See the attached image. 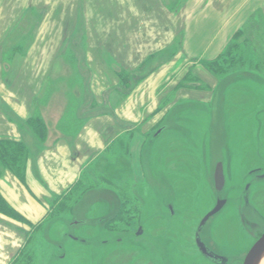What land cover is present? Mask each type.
<instances>
[{
	"label": "rangeland",
	"instance_id": "rangeland-1",
	"mask_svg": "<svg viewBox=\"0 0 264 264\" xmlns=\"http://www.w3.org/2000/svg\"><path fill=\"white\" fill-rule=\"evenodd\" d=\"M38 20L28 13L4 43L3 79L13 77ZM240 30L210 89L190 73L177 89L203 91L177 101L170 90L161 94L159 122L120 135L115 127L104 131L106 151L84 166L77 192L57 199L55 210L32 228L28 258L16 264H212L198 252L196 237L224 264H242L264 233V178H258L264 175V14H252ZM82 43L78 31L30 100L27 154L28 147L33 153L60 138L70 141L84 120L112 110L92 103ZM151 66L127 76L128 87ZM124 92L121 85L111 101ZM217 163L224 176L220 192L213 185ZM216 199L225 200V209L200 230ZM44 202L48 210L52 198Z\"/></svg>",
	"mask_w": 264,
	"mask_h": 264
},
{
	"label": "crops",
	"instance_id": "crops-1",
	"mask_svg": "<svg viewBox=\"0 0 264 264\" xmlns=\"http://www.w3.org/2000/svg\"><path fill=\"white\" fill-rule=\"evenodd\" d=\"M258 12L264 14V0H176L171 5L166 0H0V59L4 43L24 17L39 15L11 80L3 79L0 61V142L32 141L26 127L30 100L78 31L92 103L112 109L84 120L70 141L60 138L33 153L28 147L23 182L10 172L2 174L0 197L21 221L0 213V264H9L30 226L48 217L44 199L65 194L80 180L84 166L106 151L104 131L115 127L120 135L127 127L155 124L161 94L169 90L177 94L176 101L187 99L184 93H201L195 86L177 89L190 73L202 82L204 78L209 89L214 86L203 63L222 55L233 35ZM150 63L147 77L111 101L120 90L119 74L132 75Z\"/></svg>",
	"mask_w": 264,
	"mask_h": 264
},
{
	"label": "trees",
	"instance_id": "trees-1",
	"mask_svg": "<svg viewBox=\"0 0 264 264\" xmlns=\"http://www.w3.org/2000/svg\"><path fill=\"white\" fill-rule=\"evenodd\" d=\"M242 33V30L238 31L237 33H235L233 35V37L231 38L230 42L228 43L226 50L224 51V53L222 55H220L217 59L208 62L206 64H204V68L210 73L212 74V76L214 78L217 79L218 75L217 71H221V66L219 65V60L222 59L225 55H227L229 52L227 51L229 47H232V43L233 41ZM129 76V75H123V74H119L118 75V79H119V83L120 85H122L123 87L126 88V91H128L130 89V87H128V83H126L125 78ZM188 76L184 77L183 79L185 80ZM141 80V78L139 77H135L134 78V83H138ZM183 82V81H182ZM181 82V83H182ZM181 83L179 85H181ZM127 93V92H126ZM126 93H123L124 96L126 95ZM27 159H28V154L26 149H24V146L21 143H14V142H0V177L2 176V174L4 172H10L12 173L20 182L24 181V177H25V169H26V164H27ZM81 185V181H77L65 194H63L62 196L54 199L51 202V205L49 207V214L48 216L52 213L53 210H55L54 203L56 202L57 199H62V197L64 196H70V193L72 191L77 192L78 188H80ZM68 199V198H67ZM58 205V204H57ZM62 205H65L64 201H62ZM0 213L2 215H6V216H11L13 217L15 220L17 221H21V218L18 216V214H16L4 201L3 199L0 197ZM41 226L40 224L34 225V226H30V230L28 231V233L26 234V239L24 242V245L22 247V249L11 259L9 264H16L18 259L21 257L24 260H27L28 255L26 252V247L28 246V243L30 242V240L32 239V234L31 230L32 228L35 227V229H38ZM22 259L20 260V262L18 264H22Z\"/></svg>",
	"mask_w": 264,
	"mask_h": 264
},
{
	"label": "water",
	"instance_id": "water-1",
	"mask_svg": "<svg viewBox=\"0 0 264 264\" xmlns=\"http://www.w3.org/2000/svg\"><path fill=\"white\" fill-rule=\"evenodd\" d=\"M261 178H264V175L261 176ZM213 183H214V189L217 192H220L224 186V176H223V168L220 163H218L214 169L213 172ZM225 205L224 200H218L215 203V206L202 218L200 221L199 229L203 227V225L215 214H217ZM141 232L140 230L137 231V235H139ZM196 246L198 248V251L206 258L210 260H216L211 255L207 253V251L204 248V245L200 242L199 239H196L195 241ZM264 253V233L257 239V241L252 245L250 250L247 252L242 264H255V261L258 257H260Z\"/></svg>",
	"mask_w": 264,
	"mask_h": 264
},
{
	"label": "flooded vegetation",
	"instance_id": "flooded-vegetation-1",
	"mask_svg": "<svg viewBox=\"0 0 264 264\" xmlns=\"http://www.w3.org/2000/svg\"><path fill=\"white\" fill-rule=\"evenodd\" d=\"M218 164V163H217ZM216 164V165H217ZM216 165H215V167H216ZM215 169V168H214ZM257 169H255V170H253V172L254 171H256ZM255 173V172H254ZM263 176V175H262ZM258 178L259 179H262L261 178V176H258ZM214 185V184H213ZM249 187H247V189H248ZM216 191V190H215ZM217 192V191H216ZM218 200H222V199H216V201L215 202H217ZM225 201V200H224ZM201 230V229H200ZM196 239H199L200 240V242L204 245V248H205V250L207 251V253L209 254V255H211L213 258H215L216 260L214 261V260H210V259H208V258H206V257H204L199 251V253L201 254V256H203V258H205L208 262H210V263H212V264H224L225 263V260L223 259V258H220V257H217V256H215L207 247H206V245L201 241V239L199 238V237H196L195 238V241H196ZM195 245H196V243H195ZM197 247V246H196ZM197 250H198V248H197Z\"/></svg>",
	"mask_w": 264,
	"mask_h": 264
},
{
	"label": "bare ground",
	"instance_id": "bare-ground-1",
	"mask_svg": "<svg viewBox=\"0 0 264 264\" xmlns=\"http://www.w3.org/2000/svg\"><path fill=\"white\" fill-rule=\"evenodd\" d=\"M169 115L170 114H168L167 116H166V118H165V120H167L168 118H169ZM249 191H250V189H249ZM248 191V192H249ZM226 207V206H225ZM225 207L217 214V215H219L224 209H225ZM217 215H215L214 217H212L211 219H213V218H215ZM211 219H209L208 220V222H207V224L211 221ZM144 235V234H143ZM255 264H264V253L260 256V257H258L257 259H256V261H255Z\"/></svg>",
	"mask_w": 264,
	"mask_h": 264
}]
</instances>
